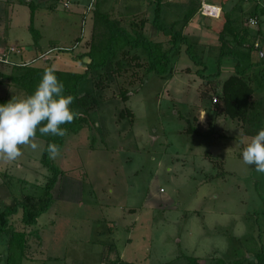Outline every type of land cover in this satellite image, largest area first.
<instances>
[{
    "label": "rangeland",
    "instance_id": "374dc122",
    "mask_svg": "<svg viewBox=\"0 0 264 264\" xmlns=\"http://www.w3.org/2000/svg\"><path fill=\"white\" fill-rule=\"evenodd\" d=\"M253 1L264 6V0ZM154 2L0 0V39L4 41L0 49L14 45L26 50L25 61L43 53L45 59L38 58L36 64L84 71L77 56L105 31L96 11L130 31L136 22L146 20L143 32L169 47L170 37L152 23ZM248 2L230 0L228 4L239 33V28L249 27L245 23L250 15L245 14L251 7ZM30 4L36 8L33 25L40 32L36 47ZM204 4L205 0H163L160 18L163 24L177 23L174 30L187 37L202 63H196L187 53L189 44L180 41L172 53L171 71L164 76L145 73L141 65L145 59L133 57L145 55L144 50H133L131 66L123 57L120 72L110 62L84 79L80 93H93L100 102L91 111L93 122L69 134L60 156L52 159L65 172L62 182L74 185V194L68 198L56 185L53 201L32 226L22 222L21 211L13 216L18 230L32 232L26 255L17 264H109L118 256L119 264H124L121 260L158 264L175 255L181 257L177 264H187L186 257L194 256H208L204 264H212L213 254L224 262L264 264V173L242 160L243 147L253 136L251 125L224 114L223 85L235 72L218 76L221 72L216 68L221 53L230 50L218 32L227 11L218 5L204 9ZM191 11L186 23L184 15ZM209 13L215 15L216 28L206 31L205 41L199 26L211 22L205 18ZM226 37L232 46L234 33ZM0 69L12 71L6 65ZM252 73L243 79L259 86L253 100L261 102L258 108L264 125V66L257 65ZM124 90L130 95L126 103L120 98ZM7 93L12 98L26 96L0 75V94ZM213 112L222 116L216 118ZM37 142L36 151L23 149L15 161L0 160V208L13 205V196L20 198L23 188L42 193L49 172L41 162L46 142L41 138ZM206 152L213 154L205 157ZM6 173L12 179L4 181ZM108 244L114 245L113 252ZM249 252L253 260L248 259Z\"/></svg>",
    "mask_w": 264,
    "mask_h": 264
},
{
    "label": "trees",
    "instance_id": "16d2710c",
    "mask_svg": "<svg viewBox=\"0 0 264 264\" xmlns=\"http://www.w3.org/2000/svg\"><path fill=\"white\" fill-rule=\"evenodd\" d=\"M162 1L163 0H156V2H154L155 16L152 20V23L158 28L160 32H163L170 37L169 43H171V46L165 47L162 42L154 41L152 38L148 37L145 32H143V29L146 25V20H141L140 23L136 22L135 27L133 26V30L130 31L126 27L119 25L115 20L111 19L109 15L105 13H97L96 11L95 15L101 18L100 20L105 27V31L102 32L101 36L98 39L92 41L90 49L87 52L81 53L77 56L76 59H79L84 64V71L77 72L55 68V74L64 84V94H70L75 98L71 105L72 109L74 111H78L79 113H81V115L72 123L62 126L67 129V135L64 137L42 136L37 133V138H41L46 142L41 162L44 167L47 168L49 175L42 186L43 191L40 195H37L36 192L28 193L26 192V188H23L20 198L13 196V205H7L3 208H0V263L3 258V252H5L7 255V264H17V261L19 259L24 258L28 248L27 242L29 241V236L32 232L29 233L28 230H18L15 224L12 222L13 216L21 211L23 214L22 222L27 223V226H32L33 224H35L38 220L39 215L42 212L46 211L49 204L53 201V190L57 185L60 176L65 173L63 169H61L56 163H54L52 159L49 158L47 145L49 143H57L61 148L64 145L65 140L69 134L78 133L85 127L90 126L93 122L91 111L93 108L98 107L100 102L97 97H94L93 93H80L79 89L84 79L88 78L91 75L92 71L100 70L110 62H113L114 70L120 72V68L122 70V65L125 62L123 60V57L129 61L128 63L126 61L127 65L131 66L133 58H129V53L133 50H144L145 55L140 53L139 55L133 57L139 60L145 59L141 62V65H143L142 67L145 68V73H157L164 76L171 71L172 53L179 48L180 41L189 44L187 37L183 35L181 31L174 30V26L177 23L172 26L163 24L160 21ZM30 8V29L34 33L36 47V45H38L39 43L40 32H38V30H36L33 25L36 8L33 4H30ZM216 10L217 8H215V14ZM193 13L194 11H191L184 15V18L187 21L186 23L189 22L188 19L191 18V15ZM261 13H264V9L262 7L259 8L255 6L250 14L256 16ZM222 15L224 17V23L221 24V27L218 28L219 37L221 43L228 46L230 50L223 51L221 53L220 59L218 60V68L220 69L222 59L226 55H233L237 58L235 74L230 76L223 85L222 103L224 105V114L226 117L228 116L231 119L243 122L244 125H251V131L253 135H255L258 133V129H260V126L261 128H264V125H262V122H260V108H258L261 106V102H254L253 100V97L258 91L257 88H259V86L254 87L251 83L244 80L243 76H245L246 72L256 64L264 66V57H261L260 61L258 62H254L251 58L252 54L255 53L254 42L258 35L252 33V30H250L249 27L239 28L240 33L237 32L235 25H233L234 20L232 17V13L224 12V14ZM231 33H234V39L232 41L234 44L232 43V46L230 45L231 41L226 37L227 34ZM258 33L261 38L264 39V31L260 29ZM247 37L250 39V41H247ZM0 41L3 40L0 39ZM247 42L250 43L248 45V48L246 47ZM8 46L9 45H7L6 47ZM241 47H245L246 50H240L239 48ZM21 49V53L10 54L9 56L10 61L13 60L15 62L11 61L6 63L0 61V66L6 65L8 67H11L12 69L10 73H4L0 69V75L3 78L9 79L16 88L22 90L27 96L34 92L36 86L43 76L44 71L53 66H43L42 64H36L38 58H44L43 53L38 55V57L35 59L25 61L24 55L26 50L24 48ZM191 49L192 47L189 44L187 48V53L189 54V56L196 63H202L200 57L194 54ZM59 50L69 51V49L65 48H60ZM135 65L141 66L140 64ZM203 65H205V63ZM128 93V90H124L120 96L121 100L125 103L130 99V95ZM88 96L93 97L92 100H90V97L88 98ZM11 99L12 97H10L8 93L6 95L0 94V104L7 103ZM75 102H77L76 105ZM127 112L129 113V110H127ZM132 114L134 116V112ZM124 116L125 114H123L122 111L120 117L123 118ZM129 118L131 119V117ZM193 131L197 133L196 128L193 129ZM211 154L212 153L210 152L206 153L208 157L212 156ZM9 179L12 178L9 174L6 173L4 181ZM16 186L18 188L17 184ZM16 257L18 258L17 260ZM180 258H175L170 263L165 264H177L176 260ZM186 259L187 264H198V259L196 257H186ZM258 262H260L259 259ZM235 263L239 264V261H236ZM212 264L220 263L217 262Z\"/></svg>",
    "mask_w": 264,
    "mask_h": 264
},
{
    "label": "clouds",
    "instance_id": "9594fccd",
    "mask_svg": "<svg viewBox=\"0 0 264 264\" xmlns=\"http://www.w3.org/2000/svg\"><path fill=\"white\" fill-rule=\"evenodd\" d=\"M55 73L54 67L46 69L32 94L0 104V160L12 162L23 155V149L38 150L37 133L66 136L67 129L62 126L81 115L72 109L75 98L64 94V84ZM47 152L55 160L61 149L57 143H49ZM242 160L255 165L257 173H264V128L246 142Z\"/></svg>",
    "mask_w": 264,
    "mask_h": 264
},
{
    "label": "crops",
    "instance_id": "0c3cea01",
    "mask_svg": "<svg viewBox=\"0 0 264 264\" xmlns=\"http://www.w3.org/2000/svg\"><path fill=\"white\" fill-rule=\"evenodd\" d=\"M207 2H210V3H207ZM212 3H214V4H212ZM252 3H253V5H252ZM228 4H230V0L228 1V0H211V1H208V0H205V4H204V9L206 8V6H213L214 7V5H218V6H222V7H224V10L225 11H231V8H229L228 7ZM248 4H250V8H248V11H246L245 12V14L247 15V14H250L251 12H252V10L254 9V7L255 6H257V7H259V8H261L262 6L261 5H259L260 4V2L258 3V2H255V1H253V0H249V2H248ZM251 15V14H250ZM215 16V15H214ZM213 16V14H208V15H206L205 14V18H209V19H206L207 21H211V22H209V23H206V24H204V23H202V24H200V28H202V29H204V31L203 32H201V36L205 39V41H207L206 40V35H208V33L206 32V31H208V29H210L211 30V28L212 29H215L216 28V19H215V17ZM204 22H206V21H204ZM214 27V28H213ZM262 40H264V39H262ZM209 48L210 47H208V48H206L207 49V57L209 58ZM240 50H242V51H245L246 50V48L245 47H241V48H239ZM252 56H253V58H252V60L254 61V58H256V59H258L259 58V56L256 54V53H253L252 54ZM255 56V57H254ZM259 60V59H258ZM256 61V60H255ZM254 61V62H255ZM257 62V61H256ZM216 64V63H215ZM236 65H237V58L235 57V56H233V55H226L225 57H223V59H222V63H221V66H220V74H219V72H218V76H221V74L225 71L226 73H228V74H231V71L232 72H235L236 70ZM258 64H256V65H254L253 67H251V69L250 70H254V68H256V66H257ZM216 68H217V71H218V63H217V66H216ZM175 69V71H176V69L177 68H174ZM250 70H248L247 72H246V75H247V77H249L250 75H252L253 76V74H250ZM181 71V70H180ZM172 72H173V68H172ZM245 75V76H246ZM251 76V77H252ZM212 77H215V76H212ZM212 77H210V78H212ZM214 79V78H213ZM209 112V111H208ZM203 113H207V111L206 110H203ZM215 113V114H214ZM212 116H215L216 118H219L220 116H222V115H217L216 114V112H213V114H212ZM207 153V152H206ZM206 153L204 154V156L206 155ZM211 153V152H210ZM213 154V153H212ZM205 157H207V156H205ZM64 175H62L61 177H60V179H59V181H58V183H57V185L59 186V187H61L62 188V192H63V195L64 196H67L68 198H70L74 193L72 192V190L74 189L73 188V186L74 185H72V184H67V186L64 184V182H62V180L64 179ZM75 182V181H74ZM76 183V182H75ZM78 183H80V181L78 180ZM69 187H71V188H69ZM74 191V190H73ZM3 203H6V204H8L7 203V201L5 200V202L3 201ZM9 204H11V203H9ZM8 204V205H9ZM34 232V231H33ZM110 245V247L108 248V250L110 251V252H113L114 250H115V248H114V245L113 244H108V246ZM108 250H107V255L109 256L110 255V252H108ZM214 255V257L216 258L215 259V262H213V263H217V262H223V263H221V264H236L235 262L236 261H234V262H224V260H221V258H220V256L219 255H217V254H213ZM116 256V255H115ZM2 261H1V263L0 264H2V263H5V264H7V259H6V257H7V255H6V253L5 252H3V255H2ZM5 257V258H4ZM177 256L175 255V257H172L171 259H169V260H166V261H160V263H158V264H165V263H170L172 260H174L175 258H176ZM194 257H196L197 259H198V264L199 263H202V264H204L205 262L203 261V258H206V257H208V256H202V257H200V256H194ZM249 257L250 258H248V259H254L255 258V256H254V254L252 253V252H249ZM119 256H118V258L117 259H115V261H111L109 264H119V262H118V260H119ZM29 259H31V258H29ZM32 259H35L36 260V257H32ZM218 259H219V261H218ZM236 260H238V259H236ZM121 261H124V264H129V263H134V264H144V263H139V262H136V261H126V260H121ZM243 263H245V262H241V261H239V264H243Z\"/></svg>",
    "mask_w": 264,
    "mask_h": 264
},
{
    "label": "built area",
    "instance_id": "2783aa9c",
    "mask_svg": "<svg viewBox=\"0 0 264 264\" xmlns=\"http://www.w3.org/2000/svg\"><path fill=\"white\" fill-rule=\"evenodd\" d=\"M262 8L264 9V6ZM245 23H247L249 28L252 27V28L257 29L255 34L258 36L256 37L255 42H254V48H255L254 51L259 57H264V42H262V38L258 33L260 29L264 31V13H261L256 16L249 15L245 19ZM21 52H22V49L14 45H10V47L5 50L0 49V61L6 62V63L11 62L9 58L10 54H16V53H21ZM218 101H219V97L215 96L213 98V102L217 103Z\"/></svg>",
    "mask_w": 264,
    "mask_h": 264
}]
</instances>
